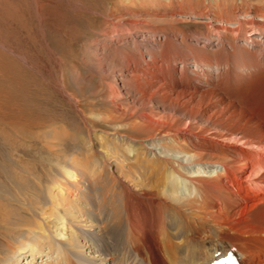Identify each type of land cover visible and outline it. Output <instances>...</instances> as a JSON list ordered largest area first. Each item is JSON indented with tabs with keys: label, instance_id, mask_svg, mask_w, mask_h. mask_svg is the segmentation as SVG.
<instances>
[{
	"label": "bare ground",
	"instance_id": "obj_1",
	"mask_svg": "<svg viewBox=\"0 0 264 264\" xmlns=\"http://www.w3.org/2000/svg\"><path fill=\"white\" fill-rule=\"evenodd\" d=\"M252 15L258 23L249 30L237 18L228 31L216 28L214 48L172 58L166 41L135 63L125 61L124 93L140 104L130 124L148 136L123 135L131 141L117 151L92 144V158L118 159L121 179L92 172L96 162L85 157L90 167L76 151L72 169L51 180L40 221H24L36 230L23 228L25 237L10 250L17 257L2 264H18L20 255L30 256L28 264H208L228 249L247 264H264V167L255 166L264 154V45L253 44L255 32L264 36V10ZM237 38L250 47L238 48ZM151 99L163 111L158 119ZM81 174L87 182L102 178L95 186L102 220ZM254 178L260 197L245 205L243 188L251 191ZM184 243L195 257L192 249L180 251Z\"/></svg>",
	"mask_w": 264,
	"mask_h": 264
},
{
	"label": "rangeland",
	"instance_id": "obj_2",
	"mask_svg": "<svg viewBox=\"0 0 264 264\" xmlns=\"http://www.w3.org/2000/svg\"><path fill=\"white\" fill-rule=\"evenodd\" d=\"M255 9L264 10V0H0V264L17 257L10 250L25 237L24 229L36 230L25 222L40 221L51 180L72 169L70 158L76 151L90 167V160L96 162L92 172L101 168V174L121 179L118 159L92 158V144L117 151L131 141L125 136H148L130 124L137 120L133 113L140 104L124 93V62L135 63L166 41L172 58L214 48L219 43L216 28L228 31L237 18L249 30L248 24L258 23L252 15ZM253 37L255 47L264 45L259 32ZM232 42L240 49L251 45L239 38ZM188 64L192 68V62ZM150 105L158 119L163 111L152 99ZM152 151L146 152L148 159ZM263 156L257 168L264 167ZM85 175L80 180L89 199L94 198L92 210L101 214L96 187L102 178L101 184L87 182ZM255 180L251 191L243 188L245 205L254 201L250 196L260 197ZM180 247L182 252L192 249L194 255V246ZM45 257L53 260L56 254ZM19 259L18 264L32 260L24 255Z\"/></svg>",
	"mask_w": 264,
	"mask_h": 264
}]
</instances>
